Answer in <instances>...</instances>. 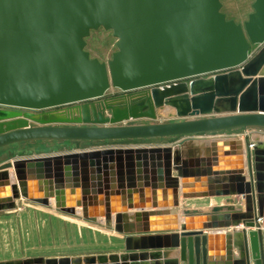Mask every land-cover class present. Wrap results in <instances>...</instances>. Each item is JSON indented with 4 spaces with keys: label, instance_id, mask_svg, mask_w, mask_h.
<instances>
[{
    "label": "water",
    "instance_id": "obj_1",
    "mask_svg": "<svg viewBox=\"0 0 264 264\" xmlns=\"http://www.w3.org/2000/svg\"><path fill=\"white\" fill-rule=\"evenodd\" d=\"M251 7L237 22L222 0H0V149L73 141L0 154V210L53 198L123 236L120 252L0 264H264V0ZM100 27L107 61L85 49Z\"/></svg>",
    "mask_w": 264,
    "mask_h": 264
},
{
    "label": "rangeland",
    "instance_id": "obj_2",
    "mask_svg": "<svg viewBox=\"0 0 264 264\" xmlns=\"http://www.w3.org/2000/svg\"><path fill=\"white\" fill-rule=\"evenodd\" d=\"M252 0H222L221 10L227 18L242 22L252 11ZM85 49L91 57L107 61L116 50L115 37L102 27L85 38ZM258 46H252L254 54ZM121 94L110 88L105 96ZM130 122H139L131 120ZM45 143H48L47 145ZM61 142H25L0 149H17L23 155H33L56 148ZM66 148V147H65ZM188 201V200H187ZM183 201V206H186ZM80 212V208H76ZM100 221H102L100 219ZM102 222H90L81 215L65 213L58 208L29 200H17L12 210H0V260L32 256H62L105 252L120 248L119 237Z\"/></svg>",
    "mask_w": 264,
    "mask_h": 264
},
{
    "label": "crops",
    "instance_id": "obj_3",
    "mask_svg": "<svg viewBox=\"0 0 264 264\" xmlns=\"http://www.w3.org/2000/svg\"><path fill=\"white\" fill-rule=\"evenodd\" d=\"M237 22H239V21H237ZM253 133H256V132H253ZM229 136H233L236 139L243 140L244 134L232 135L230 133ZM44 141H47V140H33V141H29V142L32 143V142H44ZM20 143H25V142H20ZM20 143H15V144H12V145H9V146H15V145L20 144ZM231 143H229L227 146H225V147H223L221 149L216 150L218 155H220V156H230L231 155L230 152L233 150V147H232ZM45 144L47 145L48 143H45ZM9 146H7V147H9ZM243 147H244V144H243ZM49 149H48V151H49ZM52 149H56V148H52ZM14 150H17V149H14ZM47 152H44V153H47ZM19 154L23 155L20 152H19ZM234 198H235L236 201L237 200L241 201V199H242L241 196H234ZM224 199H225V196H223V195H213V196H207V197H192V198L182 199V203H183V201L184 202H188L189 201L190 203H186L185 207L207 209L210 205L223 203ZM18 200H21V199H18ZM236 205H238V207H242L243 203L242 202H238ZM182 207H184L183 204H182ZM259 223L261 225V229H262V233H263V248H264V222L259 219ZM232 229H241V226H239L238 228L221 229L220 231H221V233H224V232H227V231H231ZM250 229L251 228H246V231H249ZM118 237H119V245L121 246L120 248L109 250V251H105V252H98V253H110V252H120V251H122L123 250V243H122L123 236L122 235H118ZM224 247H225V239L223 237L212 238V240L210 242V245H209L210 257L212 259H214V256L216 255V258L219 259V256L222 254ZM232 252H233V257H237L238 256V252H237L236 248H233ZM89 254H97V253H89ZM77 255H84V254H77ZM68 256H70V255H68ZM44 257H47V256H44ZM251 264H254V262L251 261Z\"/></svg>",
    "mask_w": 264,
    "mask_h": 264
},
{
    "label": "trees",
    "instance_id": "obj_4",
    "mask_svg": "<svg viewBox=\"0 0 264 264\" xmlns=\"http://www.w3.org/2000/svg\"><path fill=\"white\" fill-rule=\"evenodd\" d=\"M61 142V145L60 146H63V147H72L73 146V141H70V140H47V141H44V142ZM27 142H29V141H27ZM57 147H59V145H57ZM56 147V148H57Z\"/></svg>",
    "mask_w": 264,
    "mask_h": 264
},
{
    "label": "bare ground",
    "instance_id": "obj_5",
    "mask_svg": "<svg viewBox=\"0 0 264 264\" xmlns=\"http://www.w3.org/2000/svg\"><path fill=\"white\" fill-rule=\"evenodd\" d=\"M236 137H237V136H236ZM238 137H239V136H238ZM12 171H13V170H12V169H10V172H11V173H12ZM50 201H51V203L53 204V198H51V200H50Z\"/></svg>",
    "mask_w": 264,
    "mask_h": 264
},
{
    "label": "built area",
    "instance_id": "obj_6",
    "mask_svg": "<svg viewBox=\"0 0 264 264\" xmlns=\"http://www.w3.org/2000/svg\"><path fill=\"white\" fill-rule=\"evenodd\" d=\"M249 146L251 147L252 145H251V144H249Z\"/></svg>",
    "mask_w": 264,
    "mask_h": 264
}]
</instances>
